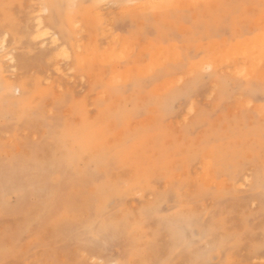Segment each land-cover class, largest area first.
Returning <instances> with one entry per match:
<instances>
[{"label":"rangeland","instance_id":"obj_1","mask_svg":"<svg viewBox=\"0 0 264 264\" xmlns=\"http://www.w3.org/2000/svg\"><path fill=\"white\" fill-rule=\"evenodd\" d=\"M41 1L0 0V38L8 33L14 58L0 52V264H195L199 254L204 264H264V79L228 62L214 75L228 83L225 98L209 69L195 73L189 95L163 101L156 90L186 79L179 92L197 61L224 60L263 33L264 1L208 0L223 11L208 19L204 0H184L156 22L162 12L142 9L145 0H84L85 14L56 0L43 19L65 24L81 68L31 37ZM124 41L133 46L126 60H88ZM125 69L146 77L133 97L108 82ZM187 217L207 232L186 227L181 246L171 229Z\"/></svg>","mask_w":264,"mask_h":264},{"label":"bare ground","instance_id":"obj_2","mask_svg":"<svg viewBox=\"0 0 264 264\" xmlns=\"http://www.w3.org/2000/svg\"><path fill=\"white\" fill-rule=\"evenodd\" d=\"M45 3L43 2V0L41 1L40 3V6H41V9H38L37 11V15L35 17V19H33L34 21H31L30 22V25H34V29H35V32L34 31H31L32 33L30 35H33L35 34V36H31L33 38H35V40H37L36 42H40L41 45L42 44H45L44 46H46V44H48V46L50 45L51 47L49 48H52V49H55V53H56V56L53 55L55 53H53L52 55L56 58H61V59H64L65 62H67L68 64L71 63V65L73 64H76V66L80 67H84V63H79L80 60L79 58L77 60H75L73 58V55L71 53V48L70 46H72V50H75V52L78 53V49L80 48V45H74L72 42H70V39H69V36L66 32V29L64 28L65 24L64 23H61L59 25H57V23H55V19L51 17L47 18L46 21H44L43 19V14H48L50 12V9L51 7L52 8H55V2L56 0H44ZM75 4H77V9L78 10H81L84 14L86 13L84 10V7H83V4H84V0H74ZM115 2L119 3V2H122L123 0H114ZM264 1V0H263ZM262 1V2H263ZM71 2V3H70ZM70 4L73 5L72 1L70 0ZM130 2V1H129ZM131 3H133L131 1ZM129 4V3H128ZM185 4V1L184 0H145L144 2H142V4H139L142 6V9L143 8H146V7H150V8H153L154 10H158V11H161L162 13L160 14L161 17H156V22L160 21L162 19L165 20V19H169V18H172V13H169V12H173L172 10H174V5H180L181 6H185L183 5ZM205 8L207 5H209V9H207V15L208 16V19H211L212 17H216L219 15V13L222 11V10H219L218 8H215L214 6H212L210 4V2L208 0H204L203 2ZM191 5V4H190ZM75 7V5L73 6ZM132 8V7H131ZM137 7H135L136 9ZM184 8V7H183ZM140 9V8H139ZM131 10V9H130ZM176 10V9H175ZM213 10H216L214 13H212ZM124 11V10H123ZM177 11V10H176ZM223 12V11H222ZM101 13V12H100ZM169 13V14H168ZM97 14V13H96ZM94 15L97 17V15L99 16V14L97 15ZM213 14V15H211ZM88 15V14H87ZM70 20V18H69ZM69 20L67 21V24H66V27L68 25V22ZM261 20V19H259ZM72 21V20H71ZM34 22V23H32ZM164 22V21H163ZM260 22V21H259ZM76 23V22H75ZM167 23V22H166ZM64 25V26H63ZM70 25V24H69ZM94 27V26H93ZM79 28V27H78ZM96 28V27H95ZM264 31V30H263ZM30 32V31H29ZM34 32V33H33ZM107 32V31H106ZM257 36V37H256ZM255 37L254 40H251V41H248L249 39H247V41L243 42H238V43H234L231 48H229V50L227 49V55L225 57L224 61L223 59L222 60H217L218 59V55L215 56L216 58H207V59H202V60H199L196 62V64L192 63V68L189 70V72L187 71V78L189 79L190 77H192L191 81L188 83V84H185L184 86L182 87H178L179 89V92L177 91H172L174 87L176 86H181L183 83H184V80L186 79H183V78H178L176 80H169V79H166V80H163L161 81V83L159 84L160 86L158 87V89H156L159 94H158V97L160 95V97L162 98V100L164 99H175V98H178L182 95H186V94H190L191 90H194L195 87H196V84H198V81L200 80V78H198V74H197V77H196V74L198 70H205V69H209V70H212V71H216L219 67H221L222 65H225L227 66L228 62H233L234 65L232 67H234V70L236 72H242V74L245 76L246 79H249L251 78L253 75H257L259 76V78H263L264 79V70L261 69V66L259 65L260 62L262 60H264V32L262 33L261 31V34H257ZM28 38V37H27ZM34 39L31 40L32 42L35 41ZM114 40H117V38ZM30 41V40H29ZM118 41V40H117ZM125 42V41H124ZM123 42V48L122 49H113L111 51L112 53V56H106V55H100V56H97L96 57V61H93L92 57L91 56H88V60L89 61H92L93 63L95 62H99V63H107V64H110L111 61H113L112 59H117V60H126V58L128 57H131L132 55V50H133V46L128 44V42L124 43ZM7 43H8V33H3V35H1V38H0V52L3 53V56L4 57H7V60L10 61L11 63L14 62V58L12 56V53H11V50L8 51V48H7ZM92 43V42H91ZM225 46V45H224ZM148 47V46H147ZM150 47V46H149ZM148 47V48H149ZM217 47V46H215ZM44 48H48L47 46L44 47ZM219 48V47H217ZM228 48V46H227ZM214 49V48H213ZM43 50V49H41ZM160 51V50H159ZM214 51V50H213ZM158 52V51H157ZM49 53V52H48ZM93 53V52H92ZM94 54V53H93ZM220 54V52H219ZM214 55V54H213ZM225 55V54H224ZM2 56V57H3ZM48 57L49 54H47ZM160 56V57H158ZM164 52L163 51H160L158 52V55L156 56L157 58H155L156 60V64H159V66H162V67H166L167 63L165 61V57H164ZM3 57V58H4ZM46 57V60L47 58ZM76 57V56H75ZM57 58V60H58ZM173 58V57H172ZM54 58L52 57V61L54 63L55 59L53 60ZM60 59V60H61ZM74 59V60H73ZM87 59V58H86ZM174 59V58H173ZM6 60V61H7ZM50 60H47L49 61L50 63ZM56 60V62H58ZM59 60V61H60ZM7 61V62H8ZM51 61V62H52ZM172 61V60H171ZM1 62V61H0ZM55 62V64H56ZM61 62V61H60ZM126 62V61H125ZM264 62V61H263ZM87 63V62H86ZM52 64V63H50ZM62 64V63H61ZM231 64V63H230ZM7 65V63H6ZM11 65V64H9ZM57 65V66H56ZM55 67H53V69L55 68V72L56 73H59V74H62L63 73V70L58 62V64H56ZM65 65V64H64ZM87 65V64H86ZM131 65V64H130ZM231 66V65H230ZM87 67V66H86ZM171 67V66H170ZM231 67V68H232ZM264 67V66H262ZM74 68V66H73ZM71 66L68 67L66 70L67 72L70 71L72 72V69H73ZM127 68V67H126ZM146 68V67H145ZM149 68V67H148ZM227 69H229L228 67H226ZM75 69V68H74ZM87 69V68H86ZM84 69V70H86ZM109 69V68H107ZM116 69V68H115ZM147 69V68H146ZM52 70V69H51ZM149 70V69H147ZM54 71V70H53ZM87 71V70H86ZM106 71V70H105ZM104 71V73H105ZM120 71V70H119ZM123 73L113 77V78H108L106 80H108V82L112 83V84H115L116 86H119V87H123L125 92L124 93H128L129 95H133L135 91H138L139 89L142 88L143 84H141V82H143V78L141 74L138 73H134L132 72L130 69H125V70H122ZM120 71V72H122ZM143 71V70H142ZM66 72V71H65ZM69 73V72H68ZM99 73V72H98ZM145 73V72H144ZM150 73V72H149ZM226 73V71H225ZM66 74V73H65ZM113 74V73H112ZM222 75V73H220ZM219 72H215L213 75L209 76L208 80L213 84L211 85L213 89H216L218 91V95L217 97L219 98H225V96L228 94L229 92V89H228V83H225V81H221V79H216L214 77V75H216L217 77H221L219 76L220 75ZM229 75V72L227 73ZM111 75V74H110ZM113 75H116L115 73ZM151 75V74H150ZM157 75V73H156ZM108 76V75H106ZM154 77V75H151ZM162 76V75H161ZM100 77V76H99ZM145 77V76H144ZM186 77V76H185ZM215 79H214V78ZM243 77V76H242ZM48 78V77H47ZM107 78V77H106ZM146 78V77H145ZM240 78V77H239ZM256 77H254L253 79L255 80ZM228 79V78H227ZM242 79V78H241ZM244 79V78H243ZM242 79V80H243ZM252 79V78H251ZM46 80V78L44 79ZM225 80V79H224ZM258 80V79H257ZM104 81H105V77H104ZM245 81V79H244ZM251 80H249L248 82H250ZM95 82V81H94ZM106 84V83H105ZM104 84V85H105ZM248 85V84H247ZM108 87V85H107ZM244 90L245 89H249V87L247 88L246 86H243ZM122 90V89H121ZM152 90V89H151ZM155 90V89H154ZM153 90V91H154ZM252 90V88H251ZM152 91V92H153ZM246 91V90H245ZM146 92V91H145ZM251 92H254V91H251ZM116 93V92H115ZM120 93V92H119ZM119 93H117L116 95H118ZM154 93V92H153ZM103 94V93H101ZM253 94V93H252ZM104 95V94H103ZM103 95H100V96H103ZM154 96V95H153ZM157 96V95H156ZM242 96V95H241ZM115 97V96H114ZM113 97V98H114ZM133 97V96H132ZM131 97V98H132ZM157 97V98H158ZM107 98V97H106ZM160 98V99H161ZM98 99V98H97ZM102 99V98H100ZM239 99V98H238ZM103 100V99H102ZM111 100V99H110ZM151 100V99H150ZM163 100V101H164ZM177 100V99H176ZM107 101V100H106ZM113 103L114 101L111 100ZM143 101V100H141ZM147 101V100H145ZM144 101V102H145ZM175 101V100H174ZM143 102V103H144ZM148 102V101H147ZM125 104V102H123ZM172 103V102H171ZM120 103H118L119 105ZM162 104V103H161ZM160 104V106H161ZM249 102L248 101H244L243 102H240L239 105L241 107H245V106H248ZM159 106V105H158ZM157 106V107H158ZM159 106V107H160ZM163 106V105H162ZM161 106V107H162ZM158 107V108H159ZM171 107V106H170ZM138 108V107H136ZM163 108V107H162ZM165 108V107H164ZM174 108V107H173ZM239 108V107H238ZM122 110V112L124 111V109H122L120 106L118 108H114L111 110V113H114L115 115L119 114V112ZM169 110V109H167ZM193 110V107H191V109L189 110L191 113ZM151 111V110H150ZM188 111V112H189ZM154 112V111H153ZM153 112H151L150 114H152ZM167 112V111H166ZM189 112V113H190ZM194 112V111H193ZM121 113V112H120ZM156 113V117H158L160 114V111L157 109L155 111ZM190 113V114H191ZM110 114V113H109ZM108 114V115H109ZM123 114V113H122ZM159 114V115H158ZM111 115V114H110ZM109 115V116H110ZM163 118H164V115H163ZM167 118V117H166ZM161 119V118H160ZM193 124V123H192ZM257 132V131H256ZM139 133V132H137ZM136 133V135H137ZM185 134V132H184ZM136 135H134L136 137ZM139 135V134H138ZM186 135V134H185ZM258 135V134H257ZM216 136V135H215ZM259 136V135H258ZM133 137V139L135 138ZM204 139V138H203ZM84 140V139H83ZM200 141V140H199ZM206 141V140H205ZM127 142V141H126ZM177 143V142H176ZM203 143V142H202ZM179 144V143H178ZM199 145H200V142H199ZM196 144V146H199ZM203 145V144H202ZM230 148V147H228ZM224 149V148H222ZM211 150V149H210ZM232 151V150H231ZM234 151V150H233ZM202 152V151H201ZM182 153V152H181ZM212 153V152H211ZM211 153H210V156H211ZM217 153V152H216ZM220 153V151H219ZM185 154V153H184ZM174 155V154H173ZM218 156V155H217ZM214 157V156H213ZM222 157V156H220ZM215 158V157H214ZM213 158V159H214ZM212 159V158H211ZM218 159V157H217ZM216 159V160H217ZM184 162V161H183ZM216 163V162H215ZM214 164V163H213ZM178 165V164H177ZM207 165V164H206ZM100 211V210H99ZM179 223L182 224L181 227H179ZM202 224V225H201ZM199 223L196 219H193L192 217H187V218H183V221L182 222H179L178 220L173 223V229H171V233L173 234L174 238H175V241L177 244H180L181 246L185 245L186 244V236H185V228L186 227H196L198 229L201 228V231L202 233H205L207 231L204 230V226H203V223ZM216 248V250H218V246L215 244L214 245ZM209 248V247H208ZM192 262L195 263V264H204V263H207V256L204 255V254H199L197 255V257H193L192 259ZM107 264H120L116 261H110L108 262Z\"/></svg>","mask_w":264,"mask_h":264}]
</instances>
